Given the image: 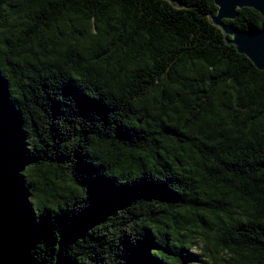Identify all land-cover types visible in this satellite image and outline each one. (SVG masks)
<instances>
[{
  "label": "trees",
  "instance_id": "obj_1",
  "mask_svg": "<svg viewBox=\"0 0 264 264\" xmlns=\"http://www.w3.org/2000/svg\"><path fill=\"white\" fill-rule=\"evenodd\" d=\"M217 9L0 0V264H264V69Z\"/></svg>",
  "mask_w": 264,
  "mask_h": 264
},
{
  "label": "water",
  "instance_id": "obj_2",
  "mask_svg": "<svg viewBox=\"0 0 264 264\" xmlns=\"http://www.w3.org/2000/svg\"><path fill=\"white\" fill-rule=\"evenodd\" d=\"M176 3V0H166ZM217 13L211 18L214 25L226 35V43L236 47L239 53L245 54L259 69H264V28L242 30L225 20H234L238 10L249 7L257 10L264 18V0H214ZM4 264H17L10 259Z\"/></svg>",
  "mask_w": 264,
  "mask_h": 264
}]
</instances>
